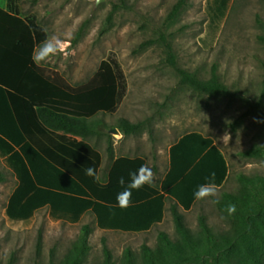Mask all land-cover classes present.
<instances>
[{"label": "trees", "instance_id": "trees-1", "mask_svg": "<svg viewBox=\"0 0 264 264\" xmlns=\"http://www.w3.org/2000/svg\"><path fill=\"white\" fill-rule=\"evenodd\" d=\"M231 1H205L206 30L199 39L203 47L211 48L216 42ZM187 3L178 0L168 19H174ZM42 28L35 15L22 14L18 0H6L0 6V157L16 180L6 203L8 219L30 222L38 210L48 207L53 221L75 224L90 213L100 229L146 232L163 221L170 200L176 237L161 230L154 247L144 244L139 253L126 248L119 260L104 241L98 264H264V175L238 174L237 190L215 199L228 221L225 229H214L204 214L196 231L184 221L179 208L190 210L197 202L196 187L206 184L212 173L214 186L220 187L229 174L221 148L200 131L186 132L170 145L169 166L159 185L133 189L128 206L117 205L116 195L124 190L119 179L123 177L127 184L130 172L146 166V157H117L103 180L99 176L102 155L84 138L97 133L101 114L118 110L127 93L126 74L116 54L110 52L85 83L71 84L58 70L34 61L37 48L48 38ZM165 43L182 82L210 96L232 95L216 66L211 77L200 78L180 68L171 43ZM148 124L121 117L117 127L126 135L140 133ZM107 151L113 158L111 138ZM240 154L264 158V144ZM88 168L99 176V182L86 174ZM228 203L236 206L232 215L224 210ZM93 229L91 223H83L66 254L60 260L52 258L51 264H86Z\"/></svg>", "mask_w": 264, "mask_h": 264}, {"label": "rangeland", "instance_id": "rangeland-1", "mask_svg": "<svg viewBox=\"0 0 264 264\" xmlns=\"http://www.w3.org/2000/svg\"><path fill=\"white\" fill-rule=\"evenodd\" d=\"M177 1L103 0L97 4L96 0H18V4L22 14L36 16L47 29L48 38L55 37L62 49L39 64L80 85L92 76L101 59L114 52L126 74L127 93L118 110L101 114L97 133L84 138L102 153L100 178H106L111 163L107 151L110 138L112 143L121 139L118 154L146 157L152 183L159 185L169 166V146L186 132L200 131L211 136L225 154L228 178L215 187V196L197 200L190 210H179L194 231L201 214L214 229L223 230L228 221L215 199L223 192L237 190L238 174L264 175V158L240 154L255 144H264V0H232L211 48L203 47L199 40L206 30V0H188L170 20L168 15ZM165 41L171 43L178 66L200 78L211 77L216 66L219 79L232 95L210 96L182 82L169 60ZM41 54L39 46L35 56ZM121 117L131 122L147 120L149 124L140 133L112 132ZM0 173L5 176L0 181V264H51L52 258L60 260L87 222L94 229L86 264L102 260L104 241L119 260L126 248L139 253L144 244L154 247L161 230L172 238L177 236L170 200L163 221L146 232L100 229L90 213L75 224L53 221L48 207L38 210L30 222H13L5 208L16 180L2 157Z\"/></svg>", "mask_w": 264, "mask_h": 264}, {"label": "clouds", "instance_id": "clouds-1", "mask_svg": "<svg viewBox=\"0 0 264 264\" xmlns=\"http://www.w3.org/2000/svg\"><path fill=\"white\" fill-rule=\"evenodd\" d=\"M44 32H47L46 28L41 29ZM59 41L55 37L46 38L45 41L40 45V52L42 53L39 56H34L33 59L35 62L44 60L48 55H55L58 51H61ZM87 175L92 176L97 182L100 181L98 175H96L92 168H88ZM214 176L215 174H210V177H207V183L201 184L196 187L193 192V197L197 200L203 199L207 196H215L216 188L214 186ZM129 181L125 184L123 177L119 179V184L124 187L123 192L117 193L116 202L117 205L121 208H125L129 204V200L132 194L133 189H140L145 184H152V171L147 166H141L138 170L129 173ZM217 203L219 201H216ZM224 210L232 215L236 211V206L232 203L225 205Z\"/></svg>", "mask_w": 264, "mask_h": 264}, {"label": "crops", "instance_id": "crops-1", "mask_svg": "<svg viewBox=\"0 0 264 264\" xmlns=\"http://www.w3.org/2000/svg\"><path fill=\"white\" fill-rule=\"evenodd\" d=\"M5 4H6V0H3V4L1 5L0 4V6L1 7H4L5 6ZM36 53V52H35ZM79 138V137H78ZM122 141H121V139L119 140V139H116L114 142H113V150H114V155H113V158L110 156V158H111V163H112V161L114 160V159H116L117 157H119V156H129V155H127V154H123V153H121V154H118L117 153V145H120V143H121ZM169 148H170V146H169ZM98 150V149H97ZM109 154V153H108ZM101 155H102V153H101ZM135 156H142V155H135ZM135 156H131V157H135ZM144 157V156H143ZM168 157H169V150H168ZM102 162H103V156H102ZM111 163H110V165H111ZM101 166H102V163H101ZM146 166H147V159H146ZM109 168H110V166H109ZM100 169H101V167H100ZM109 170V169H108ZM99 173H100V171H99ZM108 173V172H107ZM164 177V176H163ZM106 179V178H105ZM167 205V204H166Z\"/></svg>", "mask_w": 264, "mask_h": 264}, {"label": "water", "instance_id": "water-1", "mask_svg": "<svg viewBox=\"0 0 264 264\" xmlns=\"http://www.w3.org/2000/svg\"><path fill=\"white\" fill-rule=\"evenodd\" d=\"M101 1H103V0H96V3L99 4ZM111 131L114 132V133H119L120 132V130L118 128H113Z\"/></svg>", "mask_w": 264, "mask_h": 264}]
</instances>
